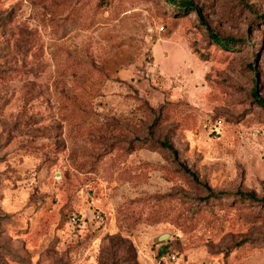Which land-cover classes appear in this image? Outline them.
Instances as JSON below:
<instances>
[{
  "label": "rangeland",
  "instance_id": "374dc122",
  "mask_svg": "<svg viewBox=\"0 0 264 264\" xmlns=\"http://www.w3.org/2000/svg\"><path fill=\"white\" fill-rule=\"evenodd\" d=\"M193 1L0 0V264H264V0Z\"/></svg>",
  "mask_w": 264,
  "mask_h": 264
},
{
  "label": "trees",
  "instance_id": "16d2710c",
  "mask_svg": "<svg viewBox=\"0 0 264 264\" xmlns=\"http://www.w3.org/2000/svg\"><path fill=\"white\" fill-rule=\"evenodd\" d=\"M166 1H168L170 4H172L180 12L186 13L190 10H191V12H196L198 14V16L200 17V19L202 20V22L207 26V28H208V30H209V32H210V34H211V36H212V38L216 44L226 46V47H231L232 46L231 44H233V43L244 42L243 40L235 39L234 37L225 38V39L221 38L217 33H215L211 29L209 24L204 20L201 7L198 6L197 4H195V2L193 0H166ZM252 95H253L255 101L257 102V104L261 107H264V97L260 96L257 87H255L253 89ZM162 144H163V146L169 148L170 150H174L173 147L167 141L162 143ZM182 167L187 174H189L195 180L198 181V176L189 167H187L186 165H183ZM206 186L208 187V185H206ZM208 189H210V188L208 187ZM212 194L214 196V195H219V194H223V193H219V194L212 193ZM237 194L240 196L254 198V195L252 193H248V192L245 193L242 191H237ZM74 215L78 218L79 224H81L83 221H85V219L83 217H81L80 214H76V213H73L72 215H70L69 220H71V217ZM77 226L80 227V225H77ZM116 244L117 243L114 242V240H112L110 245L108 246V248H113L116 246Z\"/></svg>",
  "mask_w": 264,
  "mask_h": 264
},
{
  "label": "water",
  "instance_id": "95a60500",
  "mask_svg": "<svg viewBox=\"0 0 264 264\" xmlns=\"http://www.w3.org/2000/svg\"><path fill=\"white\" fill-rule=\"evenodd\" d=\"M170 237L169 233H162L160 234L157 238L156 241L157 242H163L164 240L168 239ZM158 254L159 255H166L168 254V247L166 245V243H162L159 248H158Z\"/></svg>",
  "mask_w": 264,
  "mask_h": 264
},
{
  "label": "built area",
  "instance_id": "2783aa9c",
  "mask_svg": "<svg viewBox=\"0 0 264 264\" xmlns=\"http://www.w3.org/2000/svg\"><path fill=\"white\" fill-rule=\"evenodd\" d=\"M97 218L99 217V215L96 216ZM71 222L74 225H82V223H85V221H83L81 224L78 223V218L74 215L71 217ZM83 226V225H82ZM169 256V262L171 264H185L177 255L175 254H170Z\"/></svg>",
  "mask_w": 264,
  "mask_h": 264
}]
</instances>
